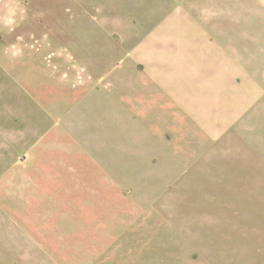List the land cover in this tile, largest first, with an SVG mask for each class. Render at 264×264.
Returning <instances> with one entry per match:
<instances>
[{
    "label": "rangeland",
    "instance_id": "1",
    "mask_svg": "<svg viewBox=\"0 0 264 264\" xmlns=\"http://www.w3.org/2000/svg\"><path fill=\"white\" fill-rule=\"evenodd\" d=\"M86 1L4 48L0 264H264V0Z\"/></svg>",
    "mask_w": 264,
    "mask_h": 264
},
{
    "label": "crops",
    "instance_id": "2",
    "mask_svg": "<svg viewBox=\"0 0 264 264\" xmlns=\"http://www.w3.org/2000/svg\"><path fill=\"white\" fill-rule=\"evenodd\" d=\"M73 1H74V5L76 4V2L78 4H80V2H78L79 0L78 1L73 0ZM82 1H83V6H84L85 5L84 3L86 0H82ZM10 2H11V0H0V13H2L3 11L6 10V7ZM18 2L21 5H23V7L26 9V12H27L26 17L22 21L19 22L18 26H16L15 30H13V31H9V30L3 28L2 26H0V72L3 73V75H0V79H3V77L5 78L4 74L8 73V66L6 65L7 62L3 58L5 46L8 47L9 45H11L13 43H17L19 47L23 46V41L25 39V36L27 35V32H29V30L31 29L32 24L40 26L42 24L41 20H40L42 18V16L44 14L49 13L48 9H49L50 5H49V2H47V0H18ZM253 3H255L254 0H253ZM250 4H251V0H211L209 10L211 11V13L213 15L215 14V11L218 14V10L221 11V9L223 8V7H221V5H224L226 7H232V9L234 11H236L237 8H244L245 12L252 13V7L250 6ZM83 12H85V10H83ZM217 17H218V15L216 16V19H217ZM213 20H215V19H213ZM230 20H231V23H229L230 25H229L228 32H227V39L226 40H218L216 38V40L220 42L219 44H227L229 46H233L235 44L251 45L252 43H251V41H249V38L255 40V43H254L255 45L256 44L257 45L263 44L264 36H263V33H261V29H263L262 28L263 22L262 23H247V24L244 23V24H241V23H239L238 20H235V18H230ZM105 22H106V20H105ZM160 25L161 24L159 23L158 28H160ZM217 25L218 24L212 25V28H211L213 35H216V36L219 34V25L218 26ZM115 28H118V26ZM158 28L153 30V32H152L153 34L152 33L148 34L146 37L142 36L140 34H137L136 39L138 41H136L134 44L140 45V46H146L144 43H146V41H147V43L151 42L150 41L151 39L154 40L155 42L161 41L162 38H165L164 36L162 37V35H165L167 33V31L166 30L161 31V30H158ZM220 32H223V31L220 30ZM13 35H15V36H13ZM255 35L258 36V39L256 37H252ZM18 37H23V39L18 41L17 40ZM160 37H162V38H160ZM202 40H203L204 44H207V45L211 42V39H207V38H202ZM148 55H149V53H148ZM21 57L23 59L28 58L26 56H21ZM150 76H151V78L156 80V78H155L156 75L151 73ZM147 83H151V81H149V82H147V81L144 82L143 80L138 81L140 88L142 87V84L145 85ZM156 93H163V92L157 91ZM156 95H151V96L148 95L147 98L156 97ZM147 98H145V99H147ZM173 98L177 101L176 97H173ZM161 101L163 102L164 100L162 99Z\"/></svg>",
    "mask_w": 264,
    "mask_h": 264
},
{
    "label": "clouds",
    "instance_id": "3",
    "mask_svg": "<svg viewBox=\"0 0 264 264\" xmlns=\"http://www.w3.org/2000/svg\"><path fill=\"white\" fill-rule=\"evenodd\" d=\"M27 15L26 9L21 5L18 0H11L7 5L6 10L0 13V26L13 31ZM23 37H18L17 40H22ZM6 53L10 52L13 58L23 54V48L19 47L17 43H13L5 50Z\"/></svg>",
    "mask_w": 264,
    "mask_h": 264
}]
</instances>
